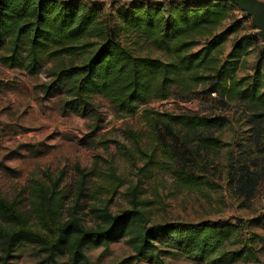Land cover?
Here are the masks:
<instances>
[{"label": "trees", "instance_id": "1", "mask_svg": "<svg viewBox=\"0 0 264 264\" xmlns=\"http://www.w3.org/2000/svg\"><path fill=\"white\" fill-rule=\"evenodd\" d=\"M119 4L0 0V62L31 75L52 65L50 76L64 94L65 113L99 121V100L120 119L141 113L146 130L126 132L146 161L141 172L166 170L188 190L210 186L211 176L224 178L234 198L252 201L264 185V40L252 21L247 23L248 16L231 0ZM248 26L255 33H249ZM241 33L226 54V44ZM254 53L258 60L253 74L240 76ZM172 100L242 104L249 145L229 151L226 164L218 165V155L230 146L222 136L230 118L151 107ZM55 186L33 189L29 215L0 195V264H8L24 245L37 247L45 264H59L65 256L70 264H89L88 247L108 248L122 239L133 249L132 259L155 264L162 260L165 238L173 241L172 249L196 262L235 264L253 260L250 244L257 238L264 242L254 233L245 237L240 222L150 225L145 212L149 202L138 199V186L130 191L132 209L117 215L95 209L100 223L87 226L78 216L84 188L78 190L66 219V195ZM34 219L37 226L31 224ZM252 223L264 228V214ZM228 244L241 247L228 250Z\"/></svg>", "mask_w": 264, "mask_h": 264}, {"label": "rangeland", "instance_id": "2", "mask_svg": "<svg viewBox=\"0 0 264 264\" xmlns=\"http://www.w3.org/2000/svg\"><path fill=\"white\" fill-rule=\"evenodd\" d=\"M100 1L108 6L112 2L119 5L124 2ZM251 21L247 17V23ZM247 28L249 33H255ZM242 34L230 39L225 46L226 54ZM257 60L256 53L251 54L247 58L249 69L240 76L253 74ZM51 68L48 65L40 73L31 75L0 62V195L3 198L29 215L33 189L40 185L52 188L56 183L55 188L66 195L62 214L67 219L78 190L83 187L78 216L93 227L100 223L93 212L95 209L107 208L113 215L132 209L130 191L138 186V199L149 202L145 212L150 225L240 222L245 226V237L254 233L264 238V228L252 223L264 214V185L252 201L242 202L232 196L224 178L211 176L210 186L188 190L181 188L166 170L149 168V173L141 172L139 169L146 161L141 160L140 152L126 137L129 130H146L139 118L141 113L134 118L120 119L103 100L97 103L99 121L65 113L62 110L64 94L53 86ZM152 106L165 112L228 116L231 123L222 136L230 146L218 155V165L226 164L229 151L236 152L243 143L249 145L245 142L249 136L248 116L242 104L197 100L189 105L172 100L165 104L154 102ZM97 126L101 130L96 131ZM146 142H142L141 148H145ZM31 224L37 226V221L34 219ZM171 243L168 238L162 240V260L155 264H206L187 258L172 249ZM250 246L256 255L254 259L235 264H264V242L257 238ZM227 247L235 250L241 246L228 244ZM86 255L89 264H149L143 259H132L134 251L127 239L108 248L90 246ZM44 257L37 247L24 245L8 264H45ZM58 261L70 264L68 256Z\"/></svg>", "mask_w": 264, "mask_h": 264}, {"label": "water", "instance_id": "3", "mask_svg": "<svg viewBox=\"0 0 264 264\" xmlns=\"http://www.w3.org/2000/svg\"><path fill=\"white\" fill-rule=\"evenodd\" d=\"M252 19L253 26L264 40V1L262 0H231Z\"/></svg>", "mask_w": 264, "mask_h": 264}, {"label": "built area", "instance_id": "4", "mask_svg": "<svg viewBox=\"0 0 264 264\" xmlns=\"http://www.w3.org/2000/svg\"><path fill=\"white\" fill-rule=\"evenodd\" d=\"M123 1L127 3V2H130V1H132V0H123ZM193 103H194V102H193ZM186 104H189V105H190V104H192V103H186Z\"/></svg>", "mask_w": 264, "mask_h": 264}]
</instances>
